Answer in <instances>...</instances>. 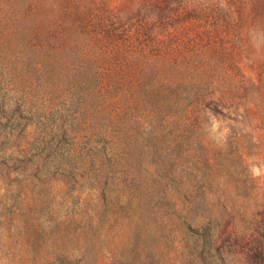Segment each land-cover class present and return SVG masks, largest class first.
<instances>
[{
	"label": "rangeland",
	"instance_id": "1",
	"mask_svg": "<svg viewBox=\"0 0 264 264\" xmlns=\"http://www.w3.org/2000/svg\"><path fill=\"white\" fill-rule=\"evenodd\" d=\"M0 264H264V0H0Z\"/></svg>",
	"mask_w": 264,
	"mask_h": 264
},
{
	"label": "trees",
	"instance_id": "2",
	"mask_svg": "<svg viewBox=\"0 0 264 264\" xmlns=\"http://www.w3.org/2000/svg\"><path fill=\"white\" fill-rule=\"evenodd\" d=\"M95 78L96 77H98L97 76V74H95L94 73V75H93ZM82 79L81 80H79V83H78V85H77V90L78 91H87L88 89H89V87H92V86H94V82L93 81H91V76H90V74H88V73H84V74H82ZM94 77H92L93 79H94ZM99 77H100V81L96 84V86H95V88H98L99 89V91L100 90H104L106 87H105V85H104V81H103V76L100 74L99 75ZM125 77V76H124ZM128 78V74L126 75V79ZM93 84V85H92ZM119 91H124L123 93L126 95V97L127 98H125L126 99V101H128V91H127V88H121V89H117L116 90V92H119ZM124 95V96H125ZM125 105V104H124Z\"/></svg>",
	"mask_w": 264,
	"mask_h": 264
}]
</instances>
